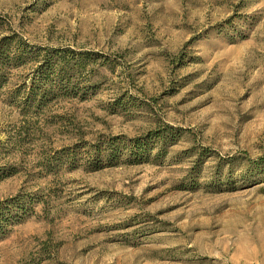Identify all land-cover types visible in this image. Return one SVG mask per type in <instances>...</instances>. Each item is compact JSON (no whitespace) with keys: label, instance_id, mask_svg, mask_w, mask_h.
Listing matches in <instances>:
<instances>
[{"label":"rangeland","instance_id":"374dc122","mask_svg":"<svg viewBox=\"0 0 264 264\" xmlns=\"http://www.w3.org/2000/svg\"><path fill=\"white\" fill-rule=\"evenodd\" d=\"M9 35L97 59L39 109L7 71L0 264H264V0H0ZM114 137L152 149L89 171Z\"/></svg>","mask_w":264,"mask_h":264},{"label":"trees","instance_id":"16d2710c","mask_svg":"<svg viewBox=\"0 0 264 264\" xmlns=\"http://www.w3.org/2000/svg\"><path fill=\"white\" fill-rule=\"evenodd\" d=\"M93 55L89 52L74 53L70 50L51 49L40 52L27 45L21 38L9 35L0 39V88L7 79L9 69H18L30 66L28 75L29 83L22 85L24 95L22 104L29 106L33 104L39 109L44 106L51 98L58 95L84 98L89 90L84 86L89 81L84 80L82 74H87L86 70L92 64L90 61ZM82 80V88L75 85V81ZM16 93H20L17 90ZM16 97H20L19 94ZM152 133V132H151ZM178 134L168 128L158 132L148 134V141L168 139V145H173ZM145 138V137H144ZM144 138L123 139L114 137L94 145L86 150V166L89 171H98L104 167H114L119 160L127 155L128 163H140L143 154L151 151L148 149L149 143L143 142ZM163 145V146H165ZM264 164V160L256 164L259 168ZM250 171L244 175L247 177ZM23 201L13 198L9 201L0 203V229L10 220L15 218L16 212H23L25 207ZM16 209V210H15Z\"/></svg>","mask_w":264,"mask_h":264}]
</instances>
